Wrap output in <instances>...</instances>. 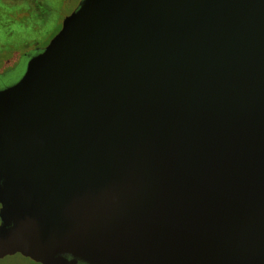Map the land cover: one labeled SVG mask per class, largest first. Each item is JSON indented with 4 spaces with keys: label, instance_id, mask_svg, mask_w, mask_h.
Instances as JSON below:
<instances>
[{
    "label": "water",
    "instance_id": "1",
    "mask_svg": "<svg viewBox=\"0 0 264 264\" xmlns=\"http://www.w3.org/2000/svg\"><path fill=\"white\" fill-rule=\"evenodd\" d=\"M264 264V0H82L0 91V260Z\"/></svg>",
    "mask_w": 264,
    "mask_h": 264
},
{
    "label": "rangeland",
    "instance_id": "2",
    "mask_svg": "<svg viewBox=\"0 0 264 264\" xmlns=\"http://www.w3.org/2000/svg\"><path fill=\"white\" fill-rule=\"evenodd\" d=\"M20 1L0 0V91L21 79L28 60L43 51L58 32L63 19L82 2L39 0L41 7L37 8L33 0L21 4ZM0 264L35 263L15 255L1 259Z\"/></svg>",
    "mask_w": 264,
    "mask_h": 264
},
{
    "label": "flooded vegetation",
    "instance_id": "3",
    "mask_svg": "<svg viewBox=\"0 0 264 264\" xmlns=\"http://www.w3.org/2000/svg\"><path fill=\"white\" fill-rule=\"evenodd\" d=\"M40 1H41V0H40ZM22 2L25 3V2H27V0H21V1H20V4H21ZM33 2L37 5V6H36L37 8H40V7H41L39 0H33ZM41 4H42V3H41ZM28 6H30V5L28 4ZM61 24H62V23H61ZM60 28H61V27H60ZM43 50H44V49H43ZM28 61H29V60H28ZM18 62H19V61H18ZM18 62L15 63L14 68L17 66ZM27 63H28V62H27ZM26 65H27V64H26ZM14 68H13V69H14ZM25 69H26V66H25ZM25 69H24V72H25ZM23 74H24V73H23ZM22 76H23V75H22Z\"/></svg>",
    "mask_w": 264,
    "mask_h": 264
},
{
    "label": "trees",
    "instance_id": "4",
    "mask_svg": "<svg viewBox=\"0 0 264 264\" xmlns=\"http://www.w3.org/2000/svg\"><path fill=\"white\" fill-rule=\"evenodd\" d=\"M59 30H60V28H59ZM59 30H58V31H59ZM57 33H58V32H57ZM57 33H56V34H57ZM56 34H55V35H56Z\"/></svg>",
    "mask_w": 264,
    "mask_h": 264
}]
</instances>
